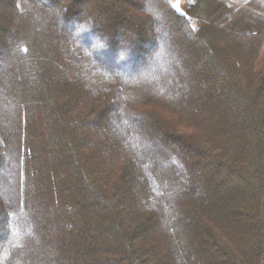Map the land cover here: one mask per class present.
Masks as SVG:
<instances>
[{
	"label": "trees",
	"instance_id": "trees-1",
	"mask_svg": "<svg viewBox=\"0 0 264 264\" xmlns=\"http://www.w3.org/2000/svg\"><path fill=\"white\" fill-rule=\"evenodd\" d=\"M177 1L0 0V264H262L264 0Z\"/></svg>",
	"mask_w": 264,
	"mask_h": 264
},
{
	"label": "rangeland",
	"instance_id": "rangeland-1",
	"mask_svg": "<svg viewBox=\"0 0 264 264\" xmlns=\"http://www.w3.org/2000/svg\"><path fill=\"white\" fill-rule=\"evenodd\" d=\"M178 9L183 12L186 17H197L200 14H206L208 16H213L218 13L220 10L225 9L223 5L219 2H208L204 0H178L177 1ZM194 26V22H192ZM264 264V259L262 261Z\"/></svg>",
	"mask_w": 264,
	"mask_h": 264
}]
</instances>
